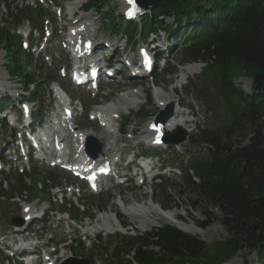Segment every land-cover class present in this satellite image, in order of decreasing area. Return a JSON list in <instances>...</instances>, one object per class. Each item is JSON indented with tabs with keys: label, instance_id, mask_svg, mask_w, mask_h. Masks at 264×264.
Masks as SVG:
<instances>
[{
	"label": "trees",
	"instance_id": "trees-1",
	"mask_svg": "<svg viewBox=\"0 0 264 264\" xmlns=\"http://www.w3.org/2000/svg\"><path fill=\"white\" fill-rule=\"evenodd\" d=\"M204 1L163 0L155 11L160 16H175L180 26L184 18L189 23L194 17L200 20L196 27L189 24L184 35L189 42L183 59L207 66L203 88L197 93L213 112L214 122L200 131L198 143L205 156L183 171L182 180L208 209L222 213V225L232 238L216 244L214 257H210L198 238L165 225L144 236L119 238L113 254V261L119 264H123L122 256L130 259L126 264H223L242 245L257 252L259 259L254 264H264V0ZM92 4L97 9L104 5L103 0H93ZM37 16L31 11L26 18L32 21ZM141 26L147 32L163 22L146 17ZM117 27L130 35L137 30L136 24ZM8 34L0 26V46L8 44L14 51L9 72L25 86L35 84L34 75L18 61L26 55L20 51L19 41ZM240 78L252 80L251 95H244L241 85L233 83ZM241 136H251L247 147L234 145V139ZM16 179L18 188H12L11 194L25 188L24 178ZM47 181L45 178L44 189ZM6 196L5 191L0 192V199Z\"/></svg>",
	"mask_w": 264,
	"mask_h": 264
},
{
	"label": "rangeland",
	"instance_id": "rangeland-1",
	"mask_svg": "<svg viewBox=\"0 0 264 264\" xmlns=\"http://www.w3.org/2000/svg\"><path fill=\"white\" fill-rule=\"evenodd\" d=\"M67 1L72 2V0L46 1L45 4L42 6L43 14L47 15V18L49 17L53 18L54 12H56L57 10L51 9V6L56 5L57 8L63 9V13L65 15H70L68 14L70 11L69 10L70 7ZM198 1L205 4L204 0H198ZM122 3L123 0H114L111 4L105 6L103 9V14L100 16V18L101 17L103 18L106 14L114 13L115 19L119 20ZM8 6L12 7L13 9L18 8L22 12H25V6H27V4L24 5L22 0H1L0 18L2 20V24L5 26L6 29L13 28L15 26L14 22L12 23L9 22L8 24L4 23L6 20H8V16L10 14L8 10ZM155 9H157V7H155ZM150 10L151 8L149 9V11ZM93 13L94 11H92L89 14H93ZM195 18L196 17H194V19ZM70 19L71 17L67 16L65 18V21L60 22L57 26L59 28L65 26L66 24H68ZM98 20L100 19L94 15V21L96 24L98 23L97 22ZM171 21L172 20H166V23H170ZM98 25L99 23L97 24V26ZM24 26H26L27 28V25ZM110 27L111 25H108V27L104 26V29L97 34L99 40L102 39L103 37H110L111 35H113L112 31L110 30L111 29ZM13 33L17 34L18 31L16 30ZM59 34L60 32L58 30L56 32V35L58 36V39H62L59 36ZM112 39L113 41H117L120 39L125 41V38L122 35L117 37H112ZM160 42L163 43L162 38L160 39ZM51 47L52 48L46 52V54L50 58V60H48L47 62H45L46 60L42 59L43 57L38 58L37 56L34 55L32 56L27 55L26 57L22 58V62H20V65L25 67L27 72H30L32 75H34L35 80L39 82L40 85L38 88L37 98L40 99V102L41 100H43L44 105L49 106L51 101L49 97V94L51 92V87L53 86V84H55V82L56 83L58 82V84L61 87H63L65 90L68 91L69 95L73 99L79 100V102L82 104L87 114H89L93 110L94 108L93 105L99 106L103 104L105 100L104 95L107 93V90L106 93H101L99 98L94 99L91 94H88L83 89L76 91L73 90L69 84L68 78H61V76L58 73L59 70L61 68H65V66L68 65L70 66L71 63L68 59H65V57L62 56L60 53H54L55 49L58 48L57 39L51 42ZM170 47H173V45H171ZM184 48L185 46L183 48L176 47L170 58L169 65L171 68H174L176 70L177 75L168 76L158 71L153 75L152 78H148L147 80L129 79L124 81L123 83L126 84V87L140 84L144 86V89L148 91V88L149 86H151V82H152L154 84H157V89H155V92H159L157 97H155V92H153L154 93L153 101L158 102L159 96H163V97H170L172 101L177 102V98L173 96V94L176 93H173L172 89L175 86H179V82L177 83L175 82V80L178 78L179 71L182 68H185V65L183 66L180 65L179 67V63L183 64L184 62L183 52H182ZM119 50H121V46L119 47ZM136 54H137L136 52L127 53V55L129 56L130 55L134 56ZM163 56L164 57L166 56L165 53H163ZM112 61H116V59L113 58ZM4 65L6 69L7 63L4 62ZM5 69L4 67H2L0 71V77H2L0 85L5 86L6 87L5 89H9V88L21 89L22 86L20 84L14 85L13 83L12 84L9 83L8 74L5 72ZM201 73L200 74L198 73L197 75L195 74L192 78L189 79V81L196 84V86H200V82L198 81V79L200 78ZM123 80L124 77L123 78L119 77L113 82V84L109 85L111 91L113 92L111 96L113 97V100L119 98V96L125 92V90L123 91L122 86H119L122 89V91L117 86V83ZM233 83L241 85L242 87L241 90L244 95H251L253 93V82L251 79L240 78L234 81ZM31 90H33V88H31ZM177 92L179 94V98L181 99V101H184L185 104L190 107L195 117L188 118V120L193 122V124H189L188 127L189 130L187 128V130L190 131L188 141L183 146H181V148H178V150L171 147L170 152L166 153V155H164L161 159L165 160L168 163H171L174 167L185 168L186 165L180 166L181 160L183 159L188 160L190 158L192 160L195 159L199 160L200 158L205 156L202 146H200V144L198 143L200 139V134L198 130L199 128L212 125V120L214 115L212 113H209L208 107L198 97H196V94H194V90L191 88L189 89V86L180 89ZM214 92L215 91L213 90L212 93ZM146 95H148V92ZM26 96L29 95L26 94ZM149 105H150L149 107L140 110V117L139 116L137 117L136 115L138 109H135V111L126 112L125 118L128 120L129 125L124 129L125 136L114 135L117 140L115 141L116 143L115 146H117L118 141L121 138H123L124 140H128V143H130L131 146H133L135 143L141 142L143 138H139L137 139V141H131L129 140V135L133 133L134 130L139 132V134L143 133V131H145L146 129L147 122L156 119L155 113H158L159 109L158 107L157 108L152 107L151 103ZM221 111L223 112L224 110ZM34 112L35 113L37 112V106L34 109ZM185 112L187 113V111ZM219 114H221L220 117L222 118L223 114L220 112ZM88 117L89 115H87L85 118L79 119V121H77V125L79 127L84 126L83 128L86 130L84 132L96 134L100 127H97L95 124H92L88 120ZM0 135H2V137L3 136L6 137L4 144L7 143L8 141H11L9 129H7V132H5L4 129L2 128V122H0ZM244 135L247 136L246 134ZM250 138L251 136L245 138L241 136L235 138L233 142L235 146L238 143L242 147H247L249 145ZM123 139L121 140L123 141ZM123 146L124 145H120L119 147L123 148ZM143 150L146 151V148ZM37 168H38L37 172L39 173L40 180L42 178L44 179L45 177H49L51 179L50 183L47 184L48 188L51 187L52 185H54L55 187V185H66L72 182L75 183V181L71 179V177H69L64 172H61L57 169L54 170L48 169L39 164H37ZM6 171H9L8 167ZM28 173L29 176H31V174L33 173L31 168L28 170ZM34 178L37 180L38 175H35ZM35 179L32 178V181H30L29 179L26 180L25 184L23 185L25 188L22 189V191L25 192H22V194L20 195L16 194L14 196L15 198L20 197V199H15L12 202L10 201L7 203L0 201V234L3 233L7 234L8 231L13 230L14 228L12 224L13 220L22 219L23 204L21 205V203L23 201L30 200L31 196L35 195L36 198H40L41 201L52 200V202L56 204V206L54 207L55 210L59 208V206L61 205L60 195H58L59 198H57V200L53 198L57 190H54L53 192L47 194L48 192L45 193L44 188L42 187L44 181L42 182L41 180V183H38L36 182ZM135 184H138V181L131 180L130 183L125 186L126 188L116 187L115 189H112L108 193H104L99 196L78 194L73 199L70 200L71 205L67 206L68 213L74 214L75 204H77L78 201L81 202L80 204H77V207L80 209L78 223L69 222L67 215L68 213L62 217L56 216L55 214H49L48 219L43 225L35 226L33 229L35 230L38 237L41 239V242L44 239L45 242H47L49 239H53L56 244L57 243L69 244L71 240L72 241L78 240L79 242L83 243V245L81 246H76V245L73 246L72 252L74 256H78L82 259L90 260L91 264H119L118 262L113 261V254L115 253L114 243L116 242L117 236H120V234L107 236L105 232L100 233L95 231L94 228H90L88 232L89 241L88 242L84 241V239L82 238L83 237L82 232L83 231L86 232L85 227L90 226V221L86 219L87 217L92 218L94 222H98V220L101 217L112 218L114 214L117 213L122 217L121 221L125 222L127 225V231L123 235L128 234V236L136 237V236L147 235L152 231H154L155 229L163 227L165 225L172 226L168 221L158 217L157 215L153 216L146 214V212L144 211L145 208L152 207L157 212V214L165 217L169 213L174 212L178 215L179 221L181 220L183 221V223L187 225L196 226V229L200 233L201 237L200 236L199 237L193 236V237L198 238L207 246V252L210 257H214V247L216 244L226 243L232 238V235L222 225L223 222L222 213L219 212L218 210L208 209L205 203L202 201V199L198 195L193 193L192 190L183 183L182 176H180L179 173L176 172V174H174V173H170L169 171H165V177L162 181L153 183L152 185L151 184H148L147 186L145 185L142 188H136L137 186L135 187ZM11 188L17 189V180L13 177H10L8 181L5 182L0 174V191L3 190L9 191V189ZM165 188H167V190L163 195L162 191ZM16 192L18 193V191ZM122 196L127 198L128 202L126 204H124V202L122 201L121 198ZM67 197H69V195H67ZM121 204H123L124 206V208L122 209L118 206ZM142 205L143 208L142 207L137 208V206H142ZM31 206L36 207L38 209V214H40L41 211L47 208L46 205L39 204V199L34 200ZM70 208H72V210H70ZM111 208H114L112 212H111ZM128 208L131 211L128 210ZM84 211L86 212V214L83 213ZM59 219L62 220V222H59L58 221ZM79 221L81 223H79ZM151 222L157 223V225H154L155 227H151ZM198 224L201 225L203 224L206 227L204 229L199 228ZM82 227L84 228L83 231L81 230ZM116 233L117 232H115V234ZM65 245L67 246V244ZM109 245L110 247L108 249V252H106V254L102 256L104 248L108 247ZM63 253L65 254V252L60 251L61 255ZM71 258H72V254L68 252V254H66V259L64 261ZM121 259L123 260L122 262L123 264H126L127 261L130 260L125 256L124 257L122 256ZM258 259L259 257L256 251L246 247V245H242L240 251L231 260L227 261L226 264H254V262L258 261ZM64 261L60 262L59 264L63 263ZM0 264H3V255L1 253H0ZM15 264L18 263L16 262Z\"/></svg>",
	"mask_w": 264,
	"mask_h": 264
},
{
	"label": "bare ground",
	"instance_id": "bare-ground-1",
	"mask_svg": "<svg viewBox=\"0 0 264 264\" xmlns=\"http://www.w3.org/2000/svg\"><path fill=\"white\" fill-rule=\"evenodd\" d=\"M77 7H78V4H77ZM73 11H75V10H73ZM80 35H82V32L80 33ZM4 59H5V56L2 54L0 56V65H4V62H5ZM201 70H202V66H200V65H195V66L187 67L182 72V79L185 80V79H187V78H189L191 76H194L195 74L200 73ZM147 92L148 91L143 88L142 90L137 91V92L131 94V97L133 96V98H136L137 100L141 101V100H143V97H144V95L147 94ZM172 92L173 93H176L174 88L172 89ZM128 96H130V95H128ZM122 99H123V101L126 102V94L122 96ZM148 102H150V101H148ZM150 103L152 104V107H154V108H157V107L163 108L164 105L170 104V103H174V102L171 100L170 97L159 96L158 102L157 101H152ZM124 104H125L124 106H128V107L131 106L130 103H129V101L126 102V103H124ZM124 106L118 105L117 108H116V110L114 111V113H116V114L119 113L118 111L119 110L121 111L122 107H124ZM108 112H109V110H106V111L103 112V114H107ZM183 116H185V113L184 112L175 111L173 117L171 118L172 119V122L170 123V125L166 129L168 130L174 123H176L177 126H178L179 123H182V122L178 121V119L180 117H183ZM189 124H191V121L190 120H186L185 121V124H184L185 126H182L181 125L180 127H183L184 130L188 131L187 128H188ZM79 133H82L81 135H82L83 138L85 137V139L87 137H90V136L95 137L99 141V143L101 144V146H102V153L105 156H108L110 154V150L112 148L116 147L115 146L116 143L115 142H112L114 135L111 134V133H109L106 129H104L102 127H100L98 129V132L96 134L95 133L84 132V131L83 132H79ZM121 198H122V201L124 202V204H126L128 202V200H127L126 197H123L122 196ZM113 209L114 208H111V212L113 211ZM144 211L146 212V214L153 215V216L157 215L158 217H160V218L168 221L171 225H173L174 227H176L177 229H179L183 233L190 234L192 236H198V237L200 236V233L196 229V226L195 225H187V224L179 221L178 220V215L176 213H174V212L169 213L165 217V216H162V215L157 214V212L152 207H147V208L144 209ZM154 225H157V223H152L151 222V227H155ZM96 229H97V231H100L101 228H96ZM104 229L109 230V232H111V233H113V232L114 233L115 232H117V233L118 232H121L120 228L116 224H114L112 221L109 224H107L106 226H104Z\"/></svg>",
	"mask_w": 264,
	"mask_h": 264
},
{
	"label": "water",
	"instance_id": "water-1",
	"mask_svg": "<svg viewBox=\"0 0 264 264\" xmlns=\"http://www.w3.org/2000/svg\"><path fill=\"white\" fill-rule=\"evenodd\" d=\"M162 0H137V2L141 5V6H144V7H150V6H154V5H157L161 2ZM161 120V119H159ZM186 134H184L183 138L177 142H175L176 144H180L182 142L185 141L186 139ZM89 146L95 141L93 139H89ZM170 142V141H168ZM89 264L88 261H78V260H73V261H70L68 264Z\"/></svg>",
	"mask_w": 264,
	"mask_h": 264
},
{
	"label": "snow or ice",
	"instance_id": "snow-or-ice-1",
	"mask_svg": "<svg viewBox=\"0 0 264 264\" xmlns=\"http://www.w3.org/2000/svg\"><path fill=\"white\" fill-rule=\"evenodd\" d=\"M130 2H131V0H130ZM129 14L132 15V14H134V13H133V12H130Z\"/></svg>",
	"mask_w": 264,
	"mask_h": 264
}]
</instances>
